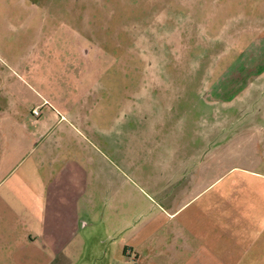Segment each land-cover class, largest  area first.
<instances>
[{
    "label": "rangeland",
    "instance_id": "obj_1",
    "mask_svg": "<svg viewBox=\"0 0 264 264\" xmlns=\"http://www.w3.org/2000/svg\"><path fill=\"white\" fill-rule=\"evenodd\" d=\"M261 64L264 0H0V65L21 69L29 91L74 120L107 186H122V206H107L106 225L74 264H104L92 251L105 229L147 211L149 174L212 121L204 99L219 97L239 129ZM229 119L220 117V131Z\"/></svg>",
    "mask_w": 264,
    "mask_h": 264
},
{
    "label": "crops",
    "instance_id": "obj_2",
    "mask_svg": "<svg viewBox=\"0 0 264 264\" xmlns=\"http://www.w3.org/2000/svg\"><path fill=\"white\" fill-rule=\"evenodd\" d=\"M255 74L237 131L236 112L204 99L212 121L162 156L143 216L105 229L92 251L104 264H264V72ZM26 86L21 69L0 65V256L78 263L97 224L106 225L107 206H122V186H107L82 128ZM222 116L232 119L220 131Z\"/></svg>",
    "mask_w": 264,
    "mask_h": 264
},
{
    "label": "built area",
    "instance_id": "obj_3",
    "mask_svg": "<svg viewBox=\"0 0 264 264\" xmlns=\"http://www.w3.org/2000/svg\"><path fill=\"white\" fill-rule=\"evenodd\" d=\"M46 104V103H45ZM42 107H35L33 110H32V115L36 118H39L41 117L42 115Z\"/></svg>",
    "mask_w": 264,
    "mask_h": 264
}]
</instances>
